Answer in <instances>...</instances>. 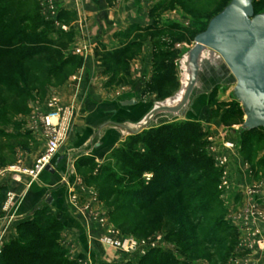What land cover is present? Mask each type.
Segmentation results:
<instances>
[{"label":"rangeland","instance_id":"1","mask_svg":"<svg viewBox=\"0 0 264 264\" xmlns=\"http://www.w3.org/2000/svg\"><path fill=\"white\" fill-rule=\"evenodd\" d=\"M55 2L56 0H0V37L13 33L15 43L11 44L10 48L24 53L25 43H36L28 35H32L35 32L36 34H44L46 37L42 42V45L46 47L45 53L33 60L35 64H38L37 69L41 70L37 73H30L29 81H26L25 84H22L21 80L17 81L15 79L17 83L12 86L7 80L9 79L7 78L8 76L10 77L17 73L16 71L20 67L18 63L6 59L0 64V66H3L0 67V80L5 79L3 77L4 74H2L4 69L9 73L6 77L8 85H3L0 82V171L13 165L29 170L33 168L34 163L46 147L47 135L42 125L43 118L50 111L55 110L56 107H61L60 109H62L61 114H59L61 119L65 118V116L69 118V130L58 152L64 146L66 147L70 140V124L75 114L73 111L71 116H69L65 109L72 107L73 110L74 106L71 102L75 96L76 89L73 87V83L78 79L76 73L81 68V65L77 66L78 61L75 60L71 65L66 66L62 73H58L57 77L47 75L45 72L47 69H51L53 74L57 72L62 56L73 55L81 60L80 53L83 47H72L73 32L69 31L65 25H62L58 17L55 16ZM256 2L259 4L256 5V10L253 14H264V0H256ZM229 3L230 0L189 1L190 32L188 36L186 35L189 41L188 46L192 45L196 36L194 34L203 28L200 24H204L207 27L210 21L221 13ZM23 14L32 15L38 20L43 19L48 22L47 25H50V27L46 29L43 25L37 26V20L32 24L31 22L21 23L19 18ZM27 29H29L28 33L24 34ZM58 33H63L64 36L60 37ZM76 50H79V52ZM233 82L228 83L226 86L217 83L211 89L207 96L210 117L204 119L188 113L184 117L151 124L141 130L147 131L166 123L184 120L193 121L197 125L187 127L186 133L183 135L186 138V142H183L179 147V154L187 156L186 159L189 157V160H185L184 163H188V167H199V171L208 180L206 182L200 181L194 184L191 189L188 188L183 200L182 198L180 199L181 195L177 192H171L161 196L152 205L150 204L151 206L147 210L135 211L133 207H130L115 216L113 215V207L109 206V203L100 201L97 188L84 178L86 174H96L98 165L101 163L112 166L115 161L108 159V154L99 160L89 153L81 154L71 161L72 166H74L70 167L71 175L75 180L78 179L77 183L82 187L76 188V190L73 189L76 195L72 194L70 196H75L72 199V203L77 202L80 208V211L77 210V212L78 214L81 213L80 217L94 223L91 229V232H93L92 239L100 243L106 249V252L114 254L115 257L114 260L97 259L96 256L89 252L90 248L87 252L82 250L78 238L79 234L74 240V244L77 247H74L72 240H70L71 243L67 241L65 227L63 226L62 229L60 228L61 232L57 243L65 251L67 259L74 261L76 264H124L127 262L130 264H141L140 258L149 249H158L161 251L162 264L166 262L169 256L173 257L169 264H182V262L183 264H258L256 257L257 254L264 251L263 245L260 244L258 246L257 242L253 240L243 238L246 240L243 241L240 239L241 229L247 228L246 218L241 217L239 223L233 220L237 216L235 213L240 214L241 211H247V209L250 210L249 214L251 216H259V211L254 209L256 208V202L251 197L253 195L251 190L253 189L255 194L258 189L255 187L249 189L248 198L242 199V196L239 195L240 193L231 192L230 187H232V184L229 181L232 180L231 173L236 170V167H244L240 170L242 172L246 169L245 167H249L252 171L261 170L264 175V170L258 168L264 167V130L259 128L255 132L253 140H247V138L243 137L246 129L258 127L246 126V114L243 112L241 101L232 93L234 89ZM179 88L180 83L177 81L172 95ZM166 93V90L160 89V94L162 95L160 96L156 91L157 96L160 98ZM237 109L241 111L239 110L240 112L236 113ZM139 144L141 148L139 149V145H136L132 150L128 149L126 159L120 161V163L139 164V161H142V163L148 162L152 156L151 153H153L148 150L150 141L142 140ZM127 147H129L128 144ZM133 152L135 157L130 155ZM81 157L88 159H82L80 162L82 165L77 167V160ZM31 158H33L32 163L30 166H26L24 162ZM120 163H117L116 167H122ZM116 167L113 169L115 173H118ZM200 175L195 174L194 177ZM6 178L19 182L22 180L26 181L29 176L22 174L20 179L16 180L12 173L5 172L0 175V183L5 185L4 179ZM151 178L152 173L148 171L137 176V189L144 191ZM9 194L13 193L7 188L0 207V218L10 211L11 204L16 199L14 195L13 199L10 200ZM204 201L205 203H203ZM91 202L92 206L94 205L93 209L90 208L92 206L89 207L87 205ZM44 204L49 206L46 202H43L42 205ZM178 205H183L182 209L187 207L185 210L189 209L193 212L186 217V211L183 214L182 212L174 211ZM48 208L51 215L54 214L51 208ZM151 208L152 213H150ZM231 210H234L235 213ZM123 219H128L127 221L133 225L130 232L126 234L122 233V230L117 227V223H120ZM198 219L200 220L198 221ZM23 220L26 219L16 223L5 224L4 226L0 225V253L3 246L16 236L15 227ZM219 220L224 222V227L222 226L221 229L216 227V222ZM169 221L175 223L176 230L166 226ZM194 223L198 224L196 226L197 230L192 232L193 237L185 240L186 230L191 229ZM55 229L58 230L59 226L57 225ZM86 231L87 229L84 231L85 235L88 232ZM109 231L114 232L117 236L131 238L141 243L145 241L144 253H126L104 244L102 238L104 235L109 234ZM248 231H250L249 228ZM203 236L214 237L219 241L222 240V245L203 243ZM247 236L253 237L251 234ZM152 242L155 243V246L150 248ZM244 243L246 244L245 247L241 245H244Z\"/></svg>","mask_w":264,"mask_h":264},{"label":"crops","instance_id":"2","mask_svg":"<svg viewBox=\"0 0 264 264\" xmlns=\"http://www.w3.org/2000/svg\"><path fill=\"white\" fill-rule=\"evenodd\" d=\"M189 1L56 0L55 16L73 32L72 47H83L80 53L81 68L76 73L78 79L73 83L76 89L71 103L75 117L73 115L71 119L70 140L53 158V172L45 170L33 180L27 178L26 181L15 182L11 178L4 179L6 187L16 199L10 211L0 218L1 226L29 218L34 209L50 196L49 207L62 220L67 241L71 243L72 240L74 247H77L74 240L79 234L82 250L87 252L90 248L89 252L97 259L114 260V254L106 252L100 243L92 239L94 223L80 217L76 200V203H72L76 195L74 191L82 187L78 185V179L71 175V168L74 167L71 152L90 140L92 129L106 123H138L157 101L169 97H158L154 89L155 60L163 59L155 58L154 54L174 52V57L164 59L173 63L175 78L179 81V56L191 47L188 46L187 37L190 30ZM117 53L119 61L113 58ZM233 83L235 87L236 80ZM215 85L208 89V93L194 94L182 117L188 113L204 119L210 117L207 96ZM169 91L173 93V90ZM125 99H135L138 103L121 106L120 101ZM130 135L134 134L127 133L121 137L120 129L105 127L90 150L83 154H93L100 160ZM32 161L33 158L24 163L30 166ZM241 168L244 167H236L232 171L230 190L247 199L248 190L257 188L258 192L252 198L256 202V209L264 216V175L261 170L255 172L245 167L242 172ZM72 194L74 197H70ZM87 205L92 206V202ZM90 208L93 209L94 205ZM249 212L248 209L240 214L234 212L237 215L233 219L236 223L241 221V217L247 221V228L241 229L240 239L262 241L264 247V221L258 215L251 216ZM86 229L88 232L85 235ZM249 234L253 237H248ZM241 245L246 246L245 243ZM256 258L258 264H264V251Z\"/></svg>","mask_w":264,"mask_h":264},{"label":"trees","instance_id":"3","mask_svg":"<svg viewBox=\"0 0 264 264\" xmlns=\"http://www.w3.org/2000/svg\"><path fill=\"white\" fill-rule=\"evenodd\" d=\"M251 4L254 13L256 5L259 3L256 2V0H251ZM35 20H37V26L43 25L46 29L50 27V25H47L48 22L43 19H35L32 15L23 14L19 18L21 23L31 22L32 24ZM200 25L203 28L194 35H197L206 29L204 24V26L202 24ZM28 31L29 29H27V32L25 31L24 34L28 33ZM189 32L190 30L188 31V35ZM34 33H32V35H28V37L36 43H25L24 53L9 47L11 44L15 43L13 33H8V35L0 37V64L3 60L9 59L20 65L19 69L16 71L17 73H15V75H11L10 77L8 76V71L4 69L2 74H4L3 77L5 79L0 80L3 85H8V81L6 82L7 76V78H9L7 80H9V84L12 86L17 83L15 79L17 81L21 80L22 84H25L26 81H29L30 73H37L41 70L37 69L38 64H35L33 60L45 53L46 47L42 45V42L46 37L44 34ZM58 34L60 37L64 36L63 33ZM154 55L155 58L163 57V59L160 58L159 60H155V75L153 76L152 81L153 86L155 87L154 89L160 96H162L160 94V89L166 90L168 93L164 94L163 97L170 96L172 91L170 92L169 90L174 89L177 85V81L174 74L175 71L173 63L171 61L165 62L164 57L168 56L169 58H172L175 54L172 51H167ZM113 58H115V61H119L118 53ZM75 60L78 61L77 66L81 65V60L73 55L62 56L57 67V72H54L53 74L51 69H47L45 74L57 77L58 73H62L65 67L69 64L71 65ZM0 67L3 66L1 65ZM239 110L240 109H237L236 113L241 111ZM192 125L197 126L190 120L177 121L166 123L165 125L159 126L155 129L141 131L137 134L128 136L108 153L107 158L113 159L115 161L114 164L111 166L110 164L104 165L101 163L98 165L96 174L84 175L85 180L97 188L98 198L100 201L109 203V206L113 207V215L115 216L119 215V213L124 209L130 207H133L135 211L147 210L153 202H157L161 196L164 194H170L171 192H177L181 195L180 199L182 198L183 200L188 188L191 189L194 184L200 181L206 182L208 180L204 177L205 175L199 171V167H188L189 164L184 163L185 160H189V157L186 159L187 156L185 157L180 155L181 153L179 154V147L183 144V142H186V138L183 135L186 133L187 127ZM259 128L261 129V127ZM259 128L246 129V133H244L245 136L243 135V137L247 138V140H253L255 132H257ZM262 129L264 130V128ZM142 140L150 141L148 150L153 153H151L152 156L149 158V161L146 163L139 161V164L129 162L120 163V161L126 159L128 149L132 150L136 145H139ZM127 144L129 147H127ZM130 155L135 157L134 152ZM82 159L84 160L88 158H79L77 160V167L78 165H82L80 164ZM117 163L122 164V167H116L118 165ZM115 167L118 169L119 174L115 173L113 169ZM251 168L253 169V167ZM258 168L264 170V167ZM147 171L152 173V178L150 179V183L147 187L144 188L145 190L140 191V189H137L136 187V184L138 183L137 176H140L143 172ZM202 171L205 172L204 170ZM195 174L201 175L194 177ZM6 190V186L0 183V207ZM203 203H205V201ZM182 206L183 205L176 206L174 211L182 212V214L186 211V217L187 215L190 216L193 211L189 209L185 210L187 207L182 209ZM48 207L49 206L46 204L36 207L29 218L16 225V236L3 246L0 253V264H76L74 261L65 257V251H63L57 243V240L60 237V230L64 225L55 213L51 215ZM152 212L151 208L150 213ZM127 220L128 219H123L120 223H117V227L125 234L130 232L133 227V225H131ZM199 220L200 219H198V221ZM166 224L167 227H171L172 230H176V225L172 221H169V223ZM57 225L59 226L58 230L55 229ZM216 225L217 229H221L222 226L224 227V222L219 220L216 222ZM196 226H198V224L194 223L191 229L186 230L187 233L185 240L193 237L192 232L197 230ZM229 229L231 230L230 227ZM202 242L218 245L222 243V240L219 241L214 237L203 236ZM160 252L161 251L158 249H149L139 261L141 264H162L161 261L163 259ZM171 258L173 257L169 256L164 264H169L170 260H172ZM124 264L130 263L127 262Z\"/></svg>","mask_w":264,"mask_h":264},{"label":"water","instance_id":"4","mask_svg":"<svg viewBox=\"0 0 264 264\" xmlns=\"http://www.w3.org/2000/svg\"><path fill=\"white\" fill-rule=\"evenodd\" d=\"M221 66L228 70L225 75L221 74ZM178 76V91L157 101L141 121L106 123L92 129L90 140L71 152V159L89 151L105 127L120 129L121 137L127 133L137 134L148 125L182 117L194 94L208 93L216 83L226 86L234 80L237 98L246 114V126L264 127V14L254 15L250 0H230L206 29L195 36L186 53L179 56ZM137 103L135 99L120 101L121 106ZM243 103H246L247 113ZM45 170L53 172L52 163L45 165ZM50 201L48 196L45 202Z\"/></svg>","mask_w":264,"mask_h":264},{"label":"built area","instance_id":"5","mask_svg":"<svg viewBox=\"0 0 264 264\" xmlns=\"http://www.w3.org/2000/svg\"><path fill=\"white\" fill-rule=\"evenodd\" d=\"M79 52V50H76ZM61 108V107H60ZM58 107L55 108V110L50 111L46 116H44L42 125L43 128L46 131L47 135V142L44 152L40 155V157L36 160V162L33 165L32 169H25L21 168L20 166H10L6 168L5 170L0 171V175L8 172L12 173L14 175V178L16 180L20 179V175L25 174L29 176L31 179H35L37 174L43 170H45V165L51 164L53 158L57 155L58 149L61 146L64 137L68 133L69 127V118L65 116V118L61 119L59 114H61V110ZM66 113L71 116L73 110L72 107L69 109H65ZM250 192V191H249ZM254 196L253 189L251 190ZM14 197L13 194H9V199L12 200ZM253 201L254 198H253ZM256 209V208H254ZM259 216L264 221V216H262L260 213H258ZM111 233V234H110ZM110 234V235H109ZM109 234H106L102 238V242L106 245H109L113 249L122 250L124 252L128 253H144L143 248L145 246V241L143 243L138 242L137 240L131 239V238H125L121 236H117L114 232L109 231ZM262 244V241H257V245L259 246ZM155 246V243L152 242L150 248H153Z\"/></svg>","mask_w":264,"mask_h":264},{"label":"flooded vegetation","instance_id":"6","mask_svg":"<svg viewBox=\"0 0 264 264\" xmlns=\"http://www.w3.org/2000/svg\"><path fill=\"white\" fill-rule=\"evenodd\" d=\"M222 67V71H221V69H219L218 71L220 72L221 71V74H224L225 75V73H227L228 72V70L227 69H225V68H223V66H221ZM235 90V95H236V97H238V95H237V90L236 89H234ZM243 107L245 108V112L247 113L248 111V109H247V107H246V103H243ZM248 121H249V116H248ZM259 127H261V128H264L263 126H259ZM258 127V128H259Z\"/></svg>","mask_w":264,"mask_h":264}]
</instances>
